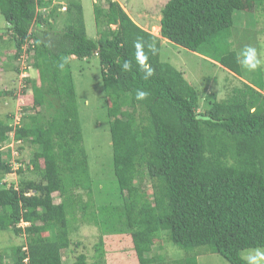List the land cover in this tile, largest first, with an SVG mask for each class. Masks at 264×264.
<instances>
[{"label": "trees", "instance_id": "16d2710c", "mask_svg": "<svg viewBox=\"0 0 264 264\" xmlns=\"http://www.w3.org/2000/svg\"><path fill=\"white\" fill-rule=\"evenodd\" d=\"M64 1L61 13L60 0H0L8 24L0 34V65L12 58L20 66L27 47L38 72V80L25 79L33 105L23 107L20 121L14 125V113L0 114V231L25 236L19 246L0 250V264H66L79 223L98 235L92 259L80 253L73 264H108L114 253L133 264H199L208 253L246 264L245 251L264 248L263 76L243 81L224 101L213 96L206 107L185 73L163 60V41L194 53L211 50L236 11L256 12L264 0H169L159 37L117 1L100 0L93 3V38L83 0ZM141 38L159 49L152 55L145 47L155 70L148 80L135 60ZM11 46L13 57L6 53ZM94 57L113 148L112 187H102L92 171L74 77L78 64ZM215 57L242 76L236 52ZM125 60L133 65L129 72ZM137 89L147 99L137 101ZM11 94L0 91V97ZM24 148L33 151L29 163L20 157ZM26 169L41 180L23 178ZM146 179L150 190L143 188ZM167 245L181 256L170 260Z\"/></svg>", "mask_w": 264, "mask_h": 264}, {"label": "rangeland", "instance_id": "374dc122", "mask_svg": "<svg viewBox=\"0 0 264 264\" xmlns=\"http://www.w3.org/2000/svg\"><path fill=\"white\" fill-rule=\"evenodd\" d=\"M60 1L59 3L67 8L66 4H62L65 1ZM97 1L99 2L100 0H83L88 34L91 38L97 32L93 5ZM115 1L121 4L137 25H140L158 37L160 36L161 11L169 0ZM7 26L5 18L0 13V34L7 32ZM59 26L63 27L61 21H59ZM246 46L256 47L261 55V59H264V6L256 12L236 11L234 13L233 26L221 34L216 43L210 46L211 50L194 53L164 40L162 58L167 62H171L185 73L188 81L199 90L203 98L202 103L204 104L206 100L212 99L213 96H216L218 101L226 100L234 88L243 87V81L250 83L253 79L255 81L257 79L262 80V76L264 79V66L255 72H249L241 64L242 76H238L217 62V57L215 56L222 51H234L239 55L240 60H242L243 58L240 56V53ZM13 50L11 46L6 50V53L10 57H13ZM31 65V58H23L20 66L19 62L15 59L12 60V58L4 66L0 65V91L13 92L9 96L0 97V114L14 113V125L17 124V119L20 117L23 107L33 105L31 92L25 93V87L27 86L25 79L31 77L38 80V72L32 69ZM16 66H19L21 69V74L15 73L14 68ZM101 75L102 70L97 57L91 59L89 63H79L78 68L74 71L85 145L89 153V159L91 160V168L93 173L98 176V180H100L99 184L102 187L107 185H111L112 187L113 183L116 185L112 162L113 148L109 131V120L106 115L107 107ZM206 107H208L207 103ZM13 143L9 144L10 148H12ZM14 153L16 156L17 152L14 151L13 155ZM32 153L33 151L24 148V151L20 152V157L26 163H29ZM22 177L36 181L41 180L39 175L28 169H26L25 175H22ZM18 179L19 175L15 180L18 181ZM143 188L151 189L148 179L145 180ZM83 200L86 202L89 198L84 197ZM55 202H60L59 197L56 198ZM79 224H77L80 227L78 228L79 230L72 235L74 242L71 248L72 251L64 256L66 264H73V259L80 253H87L90 260L93 256L91 248L96 243L98 231L94 226ZM23 242H25V236L16 237L13 233L0 231V250L8 249L10 251L13 246H19ZM86 245H88V249ZM157 248H154L155 252L159 251ZM254 250L245 251L243 257L246 258ZM261 250H264V248H261ZM165 252L168 254L170 260L181 256L171 245L166 246ZM198 261L199 264H230L220 255L212 253L199 256ZM133 262L134 260L126 255L119 256L114 253V255L108 256V264H133Z\"/></svg>", "mask_w": 264, "mask_h": 264}, {"label": "clouds", "instance_id": "9594fccd", "mask_svg": "<svg viewBox=\"0 0 264 264\" xmlns=\"http://www.w3.org/2000/svg\"><path fill=\"white\" fill-rule=\"evenodd\" d=\"M62 4H65V3H62ZM60 10H61V13H63L67 11V8L66 6L62 5ZM42 12H45V10H43ZM146 46H147L148 52H150L152 55H156L159 49L157 48L155 42L148 43L146 45L142 38L138 39L134 43V47L136 49V52H135L136 63L139 66L140 71L143 73L142 78L145 80H148L154 75L155 70L153 69L152 65L148 62L149 56L145 52ZM26 49L27 47H24V52H23L24 59L27 57ZM240 56H242L243 59L240 60L239 62L242 64L244 69L249 72H255L260 67L264 66V59H261V55L258 52L256 47L246 46L241 51ZM59 67L63 69L64 63H61ZM132 67H133L132 62L128 60H125L122 64V69L125 72L131 71ZM148 95L149 93L147 91L137 89L136 94H135V99L137 101H144L145 99H147ZM245 259H246V264H264V250L255 249L253 252H250L246 256Z\"/></svg>", "mask_w": 264, "mask_h": 264}, {"label": "built area", "instance_id": "2783aa9c", "mask_svg": "<svg viewBox=\"0 0 264 264\" xmlns=\"http://www.w3.org/2000/svg\"><path fill=\"white\" fill-rule=\"evenodd\" d=\"M21 116H22V115L20 114V117L17 119V123L20 121V119H21Z\"/></svg>", "mask_w": 264, "mask_h": 264}, {"label": "crops", "instance_id": "0c3cea01", "mask_svg": "<svg viewBox=\"0 0 264 264\" xmlns=\"http://www.w3.org/2000/svg\"><path fill=\"white\" fill-rule=\"evenodd\" d=\"M64 3V2H63Z\"/></svg>", "mask_w": 264, "mask_h": 264}]
</instances>
